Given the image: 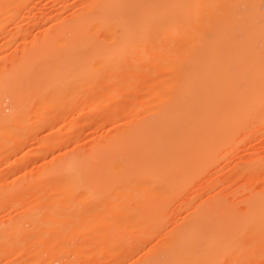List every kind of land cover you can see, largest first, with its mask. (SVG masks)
Listing matches in <instances>:
<instances>
[{"label": "bare ground", "instance_id": "obj_1", "mask_svg": "<svg viewBox=\"0 0 264 264\" xmlns=\"http://www.w3.org/2000/svg\"><path fill=\"white\" fill-rule=\"evenodd\" d=\"M85 2L61 21L80 39L82 101L103 93L123 125L83 166L112 170V218L164 225L173 199L232 152L224 146L235 130L264 116V0ZM220 193L174 227L149 264H252L263 251L264 192L244 212Z\"/></svg>", "mask_w": 264, "mask_h": 264}, {"label": "rangeland", "instance_id": "obj_2", "mask_svg": "<svg viewBox=\"0 0 264 264\" xmlns=\"http://www.w3.org/2000/svg\"><path fill=\"white\" fill-rule=\"evenodd\" d=\"M30 2L0 3V264H149L210 196L226 193L244 212L264 192L263 116L235 130L224 146L232 152L173 199L164 225L112 218V170L83 161L123 123H112L103 93L82 101L80 39L61 22L87 2ZM262 250L252 264H264Z\"/></svg>", "mask_w": 264, "mask_h": 264}]
</instances>
